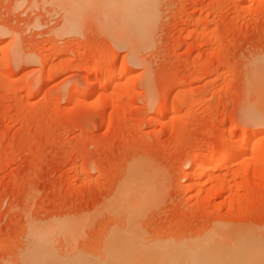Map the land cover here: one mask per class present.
<instances>
[{
	"label": "rangeland",
	"instance_id": "obj_1",
	"mask_svg": "<svg viewBox=\"0 0 264 264\" xmlns=\"http://www.w3.org/2000/svg\"><path fill=\"white\" fill-rule=\"evenodd\" d=\"M53 1L0 0V264H23L30 233L54 226L55 256L108 264L127 207L141 209L145 244L192 250L208 238L221 262L200 264H246L228 259L243 237L264 240V97L249 85L264 61V0H156L139 52L110 30L102 0ZM107 72L121 82L98 87ZM165 104L176 111L157 118ZM207 151L234 157L209 183L193 172ZM182 259L168 264L198 260Z\"/></svg>",
	"mask_w": 264,
	"mask_h": 264
},
{
	"label": "bare ground",
	"instance_id": "obj_2",
	"mask_svg": "<svg viewBox=\"0 0 264 264\" xmlns=\"http://www.w3.org/2000/svg\"><path fill=\"white\" fill-rule=\"evenodd\" d=\"M52 1L53 0H51V3L54 4V1L53 2ZM102 2H103V4H102L103 7L102 8L104 9V7H105L106 9H104V10L107 11V12H105V14H106L105 16H107V13H108L107 19L109 20V22H108L107 20H105L103 18L104 19V23L106 21V24L110 23L109 26L110 25H114V28H115L114 31H116V33L118 32L116 34V35H118L117 37L119 38L120 41L122 40V42H120V43L126 42V45L127 46H128V44L130 46L131 45L132 46H135L134 47L135 49L138 48V45L139 44L144 43V44H146L145 45V48H147L148 47L147 44L149 45V43H150V38H151L150 37V35H151L150 33H151L152 29H153V25H154V21H155L156 0H104V1L102 0ZM104 10H102V12H104ZM103 14H101V15H103ZM70 19H72V18L70 17ZM70 19H68L69 22H70ZM109 26L106 27V28L109 29ZM110 27H112V29H110V30L113 31V26H110ZM112 31H111V33H112ZM116 35L114 34V36L113 35L112 36L113 37H116ZM117 37L115 38V40L118 42ZM130 46H128V47H130ZM132 46L130 47L131 49H132ZM134 48H133V50H135ZM141 48H140V50H141ZM136 50L138 51V49H136ZM136 50L133 51V52H131V53H134V52L136 53L137 52ZM144 51H145V49H144ZM257 64H259V63L257 62ZM254 65L255 64H253L252 67H254ZM256 67L257 68H254L251 71V74L250 75L252 76L251 77L252 79L250 78L251 81H250L249 85L252 84L251 85V89L253 90V92L256 89L255 90V93L258 94V96L257 95L256 96L260 99V95H263V96H261V98L264 97V61H262V64L260 63V65H257ZM125 68H126V66H121L120 67V71L125 72ZM106 74L107 75H110V77L108 79H106V81L104 80L103 83H99L100 85L98 87H101V88H104L105 89V87L106 88L107 87L109 88V86H112L114 84H117L118 82H121L119 75L118 76H115V75L111 76L110 72H107ZM101 75H103V74L101 73ZM104 76H105V73H104ZM94 82L91 81L90 84L87 83L88 84V91H91L95 87H97V86L94 87V85H92V83H94ZM112 88H113V86H112ZM248 89H250V87H248ZM82 91H84V89L83 90L82 89L81 90L80 89H76L73 92V94H72V96L70 98L71 103H73V101L78 98V96L80 95V93ZM259 93H261V94H259ZM255 100H256V98H255ZM260 100H261V102H264V101H262V99H260ZM260 100H258V101L260 102ZM263 100H264V98H263ZM256 103H257V100H256ZM256 103H255L254 106H256V107L258 106L259 107L260 106L259 105L260 103H257V104ZM69 104H70V102H69ZM163 106H164L163 109H161V111H158L157 112V114H156L157 115L156 116L157 118H158V116H166L169 113V111H176V108H174V107L168 108V106L166 104L163 105ZM261 106H262V104H261ZM261 106H260V108H261ZM263 107H264V105H263ZM258 110L264 111L263 108L258 109ZM261 113H263V112H261ZM260 116H262V115H260ZM260 116H259V118L262 121L261 120H258V123H261V122L263 123L264 122V116L263 117H260ZM253 118L255 119L256 117L254 116ZM252 134H253L252 135V138L254 140L255 139H260V138L263 137V135L260 134V133H252ZM247 142L248 141L243 136V138L241 140H239L238 142L235 143L236 144V149L237 150L242 149L246 144H248ZM234 143H232V144H234ZM259 153H260V151L258 149H252V151L250 152V156L251 157L253 156L254 158H256V156L259 155ZM259 156L261 157V155H259ZM254 158H252V159H254ZM263 158H260V160H259L260 161V166H261V164L264 165ZM256 160L258 161V158ZM232 161H234V157H232V156L230 157V155H229V153L227 151H224V152H222V153H220L218 155H215V153L213 151H207L205 154H203V156H200L199 161H197V163L194 166L193 172H201V171H204L205 178H206L205 179L206 180V183H209L213 179L212 173L214 172V170L216 168H219L222 165L226 164L227 162H232ZM257 161H256V164H257ZM259 161H258V163H259ZM87 179H88V177H87ZM121 193L119 192V196L120 197L123 196V193H125V191H123ZM126 193H127V191H126ZM214 194H215V192H214ZM116 199H117V197H116ZM138 200H140V199H138ZM142 200H145V198L142 199ZM116 201H114V202H116ZM119 201H120L119 203L121 204V206L117 205L116 203H114L115 204V207L113 206L114 208L117 209V211L118 210L120 211L121 209H118V208L123 206L122 205L123 202H121V200H119ZM143 202L144 201H141V204H143ZM134 205H137V204L135 203ZM117 206H118V208H117ZM113 207L110 209V211L112 209L114 211V208ZM123 207H122V209L124 210L126 207L125 206H123ZM142 207H144V206H142ZM135 208H137V207H135ZM134 209H133L134 212L132 213V210L131 209H128V207H127V210L124 211V213L125 212L127 213L129 210L131 212H128L129 217H127L125 219V221L127 220V222H126L124 228L122 227L123 229L121 230L120 227L118 226L117 228H119L118 230H120V231H116V232H115V230H116L115 228L112 229L114 231H112L111 234H110V231H109V234L110 235H108V236H110V238H109V240H106L108 243L107 242L106 243L103 242V243H105L104 244V250H105L104 253H107V254L106 255L102 254V255H104V257L105 256L108 257L107 258V261H106V262H108V264H130L131 262H133V264L135 262L141 264V262H144V261H146L145 263H147V261H149V262L152 261L151 264H154V263L156 264L159 261H161V264H168L169 263L168 262V259L170 260V259L181 258V257L183 259H189V262L191 260H193V259H198V258L202 257V258H200V259L197 260V261L201 260V262H198V264L202 263V259L208 260V262L210 260H214V263H216V261H219V263L221 262L220 261V258L218 257V256H221V254L219 253L221 251L214 250L215 247L214 246H211L209 244H207V245L203 244V242H207L208 241V238H207V241L205 240L202 243L200 241H198V242H200L203 245L199 244L198 242H197L198 244H196V242H194L195 244L191 245V247L194 246V245H196V246H194L192 248V250H191V248L187 250V247L188 246L185 247L186 250L185 249L183 250L184 243H181L180 244V242H179L180 247H181V245H183L182 246L183 248H181V249L180 248H176V246H174L172 244L171 245L168 244V247H166L165 246L166 245L165 243L164 244H161L162 246L161 245L157 246L156 244H152L153 242L151 243V242H148L147 241V243H150V244H145V242H142L143 239L141 240V237L137 234V232L135 230L136 229V227H135L136 221L140 217L137 211H139L140 208L137 209V210L136 209L134 210ZM113 211H111V212H113ZM117 211L116 212L114 211L112 214H114L115 217H116L117 214L120 213V215L122 216L121 213H123V211L122 210H121L122 212H119V211L117 212ZM141 214H142V211H141ZM123 218L124 217L122 216V219ZM116 219H117V217H116ZM122 219H120V221ZM62 223L67 224V222H62ZM121 224L124 225V223H122V222H121ZM68 225L71 226V224H69V223L67 224V226ZM137 225H138L137 228L140 230L139 223H137ZM62 226H63V224H62ZM54 228H55V226L51 230L54 231ZM65 228H66V226L64 225V229ZM45 229H47V227ZM68 229H70V227ZM42 230H40V228H39V230L35 231V229H34V231H32V233H30L31 234V235H29V240L30 241L27 240V241H29L28 242L29 244L26 243L28 245V248H27V250L25 249L26 252L24 251L25 253L23 252V255H22V257L25 256V262H23V264H86V263H88V264L93 263L94 264V262L96 261V260H93L94 261L93 262V261L90 260L91 263L85 262L83 260L85 257L83 256L84 257L83 258L80 255H76V256L77 257L79 256L82 259L81 258H79L77 260L76 259L75 260H72L71 259L72 261L68 260V262L70 261L69 263L68 262H65V260H67L69 258H67L65 260H64L65 257L63 258V260L60 259V258H58L60 256L59 253H57V256H58L57 257V256H55L56 254L54 255V252L50 250V247L51 248H53V247H52V245L50 246V244H52V242L50 241V244L48 242V236L50 235V233L48 235L47 232H51V230L50 231H44V228H42ZM56 230H58V229L56 228ZM59 232H60V229H59ZM141 232H138V233H141ZM61 233H63V232H61ZM64 235L66 236L65 233H64ZM140 235L142 236L143 235V232ZM212 236H213V234H212ZM215 236L217 237L218 235L216 234ZM49 237H52V236H49ZM210 237H209V240L213 239V238L210 239ZM63 238L66 239L65 237H63ZM221 238H220V236H218V238H216V239L217 240L220 239V242H221ZM238 239L239 240L240 239L242 240V238H237V240ZM244 239H245V241L243 243H241L240 245H238L240 241L239 242L237 241L238 243L235 242L236 244H234L233 246H231L233 248L236 245V248H237V249L235 248V250H232L233 253H232L230 247L228 249H226V250H229L230 249V251H231L230 252L231 253L230 254V257L226 255L227 257H229V259H228V260H230L229 262H232L231 261V258L232 259L234 258L236 260H244L246 262V264H247V262H248V264H264V240L261 241V240H258L256 238L254 239L253 237L251 238L250 236H249V238H246V236H245V238L243 237V240ZM213 241H215V240L213 239ZM213 241H211V242L209 241L210 244L212 243L215 246L217 244L216 248H218V245H220L218 243V241H216V243L215 242L213 243ZM106 244H108V246H106ZM177 244H175V245H177ZM229 245L230 244H228L227 246H229ZM170 246H172V247H170ZM220 246H219V248H220ZM222 246H223V244H222ZM224 246H225V244H224ZM105 247H107V248L105 249ZM224 248L225 247H223V250H224ZM220 249H222V247ZM76 256H74V258ZM104 257H103V263L105 261L104 259H106V257L105 258ZM227 257L224 258V259L222 258V260L227 259ZM91 258H93V257H91ZM183 259H182V262H183ZM85 260H86V258H85ZM175 260H174V262H177ZM162 261H163V263H162ZM186 261H188V260H186ZM197 261H196V264H197ZM149 262L147 264H149ZM192 262H194V261H192ZM233 262H234V260H233ZM234 263H236V262H234ZM158 264H160V263H158ZM194 264H195V262H194Z\"/></svg>",
	"mask_w": 264,
	"mask_h": 264
}]
</instances>
